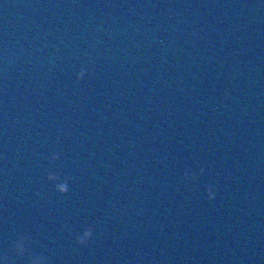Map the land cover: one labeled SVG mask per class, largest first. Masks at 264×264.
<instances>
[{
    "label": "water",
    "instance_id": "water-1",
    "mask_svg": "<svg viewBox=\"0 0 264 264\" xmlns=\"http://www.w3.org/2000/svg\"><path fill=\"white\" fill-rule=\"evenodd\" d=\"M0 258L264 264V0H0Z\"/></svg>",
    "mask_w": 264,
    "mask_h": 264
},
{
    "label": "clouds",
    "instance_id": "clouds-1",
    "mask_svg": "<svg viewBox=\"0 0 264 264\" xmlns=\"http://www.w3.org/2000/svg\"><path fill=\"white\" fill-rule=\"evenodd\" d=\"M58 190L59 191H62V192H67L68 191L67 185L60 186ZM210 196H213V198H214V194L210 193ZM90 236H91V232L86 233L85 234V237L82 238V241L81 242H85V240L88 237H90ZM0 264H7V262L4 259L0 258Z\"/></svg>",
    "mask_w": 264,
    "mask_h": 264
}]
</instances>
